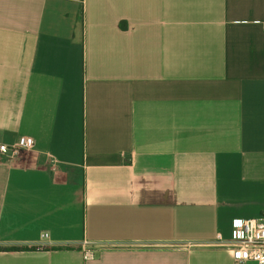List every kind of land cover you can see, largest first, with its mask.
Here are the masks:
<instances>
[{"label": "crops", "instance_id": "1", "mask_svg": "<svg viewBox=\"0 0 264 264\" xmlns=\"http://www.w3.org/2000/svg\"><path fill=\"white\" fill-rule=\"evenodd\" d=\"M263 24L264 0H0V264H235Z\"/></svg>", "mask_w": 264, "mask_h": 264}, {"label": "built area", "instance_id": "2", "mask_svg": "<svg viewBox=\"0 0 264 264\" xmlns=\"http://www.w3.org/2000/svg\"><path fill=\"white\" fill-rule=\"evenodd\" d=\"M22 148V143L16 142L10 133L7 142H0V156L13 159L21 153ZM41 237L45 239L48 235L44 233ZM217 240L222 241L219 235ZM232 245L231 252L235 264H264V217L236 219L233 223ZM87 255L86 253L85 256Z\"/></svg>", "mask_w": 264, "mask_h": 264}]
</instances>
